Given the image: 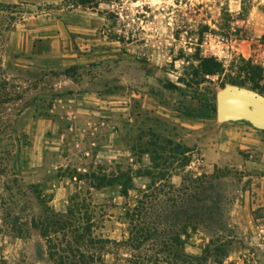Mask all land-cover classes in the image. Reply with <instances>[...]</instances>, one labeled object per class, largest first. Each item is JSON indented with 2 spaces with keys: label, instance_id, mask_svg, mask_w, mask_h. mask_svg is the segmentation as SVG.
I'll return each mask as SVG.
<instances>
[{
  "label": "rangeland",
  "instance_id": "1",
  "mask_svg": "<svg viewBox=\"0 0 264 264\" xmlns=\"http://www.w3.org/2000/svg\"><path fill=\"white\" fill-rule=\"evenodd\" d=\"M0 2L9 5L0 6V264H46L33 221L49 207L66 212L74 194L91 203L96 233L120 241L129 236L126 210L152 193L176 198L167 201L162 233L180 234L178 243L150 239L139 250L119 247L109 260L264 264V153L243 150L240 160L207 168L200 148L184 149L177 127L143 106L182 95L201 115L211 112L221 80L202 74L200 56H216L232 74L244 62L259 65L264 86V0H110L94 9ZM36 45L45 53L32 58ZM68 67L76 68L67 76L52 73ZM68 90L117 93L123 105L128 95L133 118L113 136L77 120L64 135L43 136L42 117Z\"/></svg>",
  "mask_w": 264,
  "mask_h": 264
},
{
  "label": "trees",
  "instance_id": "2",
  "mask_svg": "<svg viewBox=\"0 0 264 264\" xmlns=\"http://www.w3.org/2000/svg\"><path fill=\"white\" fill-rule=\"evenodd\" d=\"M103 1L110 0H63L62 8H76L79 6L96 8ZM0 6H9L0 2ZM200 70L203 75L217 76L221 80V86L224 87L226 82L248 86L252 89H261L264 92V86L260 80L263 78V69L259 65L252 64L250 61L244 62L243 65L237 67L236 73L232 74L225 71L224 63L216 56H200ZM76 67H68L61 71H52L54 74L68 75L70 70ZM78 93L73 90H68L66 94ZM52 105L50 104V107ZM211 113H216V103L211 105ZM168 144H173L172 139H166ZM190 150L189 147H183ZM158 153H155L153 159L158 158ZM131 180V177H128ZM120 182V179H119ZM103 183L92 186H101ZM123 195H128L129 188L122 184ZM173 188V187H172ZM78 194L71 197L70 204L66 212H57L50 208L48 216L44 219H34V226L39 228L41 235L44 237L47 245V261L46 264H147L143 260L141 254L138 255L139 260H133L125 257L115 256L114 260H109V254L117 253L119 247L128 246L132 249L139 250L145 242L150 239L154 240V244L168 246L171 241L178 243L180 234L171 231L169 239L165 238L164 233H167L163 226L170 224L167 213V205L170 201L171 206L176 205V198L170 197L168 200H163L159 194L152 195L144 194V197L138 200V203L133 207H128L126 216L129 220V236L120 241L111 239L103 234L96 233L97 221L94 219L91 211V203H80L76 201ZM150 197V198H149ZM155 212V215H148L147 211ZM84 210V212H83ZM167 214L163 216V214ZM171 225H175L172 223ZM160 253L161 251H157ZM122 259V260H121ZM121 260V261H120ZM154 260L160 262V258ZM156 263V262H155ZM154 263V264H155Z\"/></svg>",
  "mask_w": 264,
  "mask_h": 264
},
{
  "label": "crops",
  "instance_id": "3",
  "mask_svg": "<svg viewBox=\"0 0 264 264\" xmlns=\"http://www.w3.org/2000/svg\"><path fill=\"white\" fill-rule=\"evenodd\" d=\"M41 48L40 45L35 46L32 58L45 53ZM91 96V93L86 92L61 95L55 99L48 113L42 117L46 125L40 131L41 134L51 136V130L55 129L64 135L65 126L77 120L82 124L81 128L94 126L101 132L100 137L102 134L108 137L113 136L117 125L130 123L133 115L128 95L125 96L124 105L120 103L117 93ZM178 98L171 105L164 106L160 102H146L144 99L143 106L149 107L150 114L155 118L176 126L180 132L178 138L183 144L190 148H200L207 168L240 160L243 150L264 153L263 134L249 121H219L211 112L201 115L203 108L197 101H188V97L182 95ZM34 120H37L36 117Z\"/></svg>",
  "mask_w": 264,
  "mask_h": 264
},
{
  "label": "water",
  "instance_id": "4",
  "mask_svg": "<svg viewBox=\"0 0 264 264\" xmlns=\"http://www.w3.org/2000/svg\"><path fill=\"white\" fill-rule=\"evenodd\" d=\"M219 121L247 120L264 130V95L252 88L228 83L216 93Z\"/></svg>",
  "mask_w": 264,
  "mask_h": 264
}]
</instances>
